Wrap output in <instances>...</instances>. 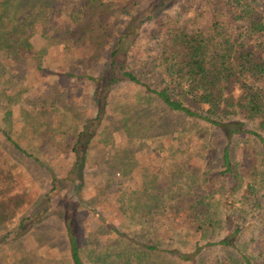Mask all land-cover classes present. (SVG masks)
I'll return each instance as SVG.
<instances>
[{"label": "trees", "instance_id": "16d2710c", "mask_svg": "<svg viewBox=\"0 0 264 264\" xmlns=\"http://www.w3.org/2000/svg\"><path fill=\"white\" fill-rule=\"evenodd\" d=\"M175 1L80 0L69 11L68 20L63 22L49 16L62 10L55 2L0 0V52L6 60L12 61H25L31 56L34 70L43 77L51 74L42 65L43 54L48 48L36 50L31 42L32 34L41 30L49 46L79 43L90 50L92 64L101 65L99 74L85 75L90 82L91 97L97 104L96 117L84 123V129L75 135L76 141L68 147L75 155L68 174L71 191L83 184L91 141L101 135L102 121L109 119L110 104L115 105V99L109 97L110 90L124 83L141 89L138 97H131L127 102L131 109L125 113L121 128H116L123 130L131 145L138 142L152 146L138 139V134L149 122L147 120H151L148 112L149 109L153 111V107H149L153 103L166 112L208 124L221 136V166L217 174L219 201L222 205L235 206L244 215L256 217L264 224V171L256 169L253 175L252 171L245 182L244 172L239 168L241 161L236 158L238 149L246 158L250 156L252 161L259 159L264 163V0H198L199 4H206L205 15L209 17L206 26H194L200 21L199 13L193 17V26L166 25L162 37L155 43L157 55L147 49L140 53L144 57L136 58L139 49L135 46L141 40L143 28L160 23L159 14H164ZM113 6L127 16L126 21L113 19L109 12ZM60 88L55 87L39 96L47 98L41 100L40 118L34 124L27 120L33 135L45 129L51 131L55 116L51 115L48 97H65L62 84ZM49 114L50 120L46 117ZM0 133L11 151L34 156L9 130L0 126ZM148 148L143 154L153 155L154 150ZM136 154L131 147H117L114 152V167L124 178L140 175L139 167L143 165L137 163ZM168 156L176 162L175 156ZM1 166L0 183L8 186L13 177ZM172 176V170L166 172L164 178L140 175L142 184L131 188L117 183L119 188L110 189L111 196L117 198L116 210L131 223L144 221L145 217L160 211L162 215L176 212L177 217L189 213L193 226L186 228V247L178 245L177 234L166 246L158 240L136 243L131 237L126 238L118 226L109 224L115 239L108 248L84 250L74 218L69 213L65 228L68 261L72 264H88L87 261L90 264L118 261L134 264L137 260L138 264H145L151 257L160 255L171 264H202L205 253L214 252L225 253L217 264H264V245L259 240L264 239V227L254 230L257 242L253 244L255 239L242 237L246 216L238 214L233 219L232 214L218 215L213 205H206V195L199 196L196 203L188 204L187 208L172 209V202L177 198ZM204 178L206 181V176ZM162 181L167 184L161 187L158 184ZM101 186L105 192V186ZM154 187L162 189L150 191ZM23 204L24 198L19 194L0 199V232L8 227ZM164 205L167 207L163 208Z\"/></svg>", "mask_w": 264, "mask_h": 264}, {"label": "rangeland", "instance_id": "374dc122", "mask_svg": "<svg viewBox=\"0 0 264 264\" xmlns=\"http://www.w3.org/2000/svg\"><path fill=\"white\" fill-rule=\"evenodd\" d=\"M47 1L62 7V10L49 16L53 20L65 22L68 20L69 11L80 0ZM116 6L109 9L113 19L117 22L118 19L126 21L127 16ZM198 13L200 21L194 26H206L209 19L205 15L206 4H199L198 0H176L164 14H159L160 23H152L143 28L141 40L135 46V49H139L136 58L144 57L140 53L147 49L157 55L155 43L162 37L165 26H193V17ZM31 42L36 50L48 48V52L43 54L42 65L51 74L43 77L39 71L34 70V59L31 56L25 61H12L6 60L5 55L0 52V126L9 130L34 154L28 157L11 151L5 137L0 133V166L13 177L9 179L8 186L0 183V199L14 194L24 198V204L13 220L0 232V264H72L67 258L65 231L69 213L74 218L81 248L84 250L108 248L115 239L109 224L118 226L126 238L129 236L136 243L158 240L163 241L166 246L177 234L178 245L186 247V228L193 226L189 213L188 216L181 214L177 217L174 215L176 212L162 215L160 211L145 217L144 221L131 223L116 210L119 206L117 198L111 196L110 189L119 188L117 183L134 188L138 183L142 184L140 175L163 177L171 170V183L177 196L176 202H172V209L187 208L188 204H195L199 196L206 195V205H213L218 215L224 217L225 213L232 214L233 219L239 215L246 216V229L243 230L242 237L255 239L252 241L256 244L254 230L264 227V224L258 222L256 217L244 215L235 206L222 205L219 201L217 174L220 172L222 144L221 136L215 129L199 120L166 112L155 107L154 103L149 106L153 107V111L149 109L148 112L151 120H147L149 122L138 134V139L146 140L152 146L138 142L131 145L123 130L116 129L121 128L119 125L125 113L131 109L127 102L131 101V97L139 96L141 89L136 86L122 83L110 90L109 97L115 99V105L109 106L111 114L109 119L102 121L101 135H96L91 141L83 184L78 190L71 191L68 174L74 164L75 155L68 147L76 141V136L84 129V123L96 117L97 104L91 97L90 82L85 75L99 74L101 65L92 64L90 50L79 43L49 46L47 39L41 35V30L32 34ZM61 84L66 90V96L48 97L51 115L55 116L51 131L45 129L33 135L27 120L34 124L40 118L39 109L41 110L43 104L41 100L47 97L39 96L55 87L60 88ZM46 117L50 120V114ZM117 147H131L137 152L136 161L143 165L139 167V176L124 178L125 176L120 175L113 160ZM148 147L154 150V156L143 154L149 150ZM168 154L175 156L176 162H172ZM236 158L241 161L239 168L244 172L245 182L252 171V175L256 169L264 171L262 161H252L254 159L250 156L246 158V154L238 149ZM101 184L105 186V192L102 191ZM166 184L167 182L162 181L158 185L162 187ZM161 189L154 187L150 191ZM74 197L77 200H72ZM78 200L82 203H77ZM166 207L167 205L163 206ZM259 240L264 245V239ZM224 255L225 253H205L202 264H217ZM87 263L90 264L88 261ZM115 264L123 263L118 261ZM134 264H138L137 260ZM145 264L171 263L159 255L151 257L150 262Z\"/></svg>", "mask_w": 264, "mask_h": 264}]
</instances>
